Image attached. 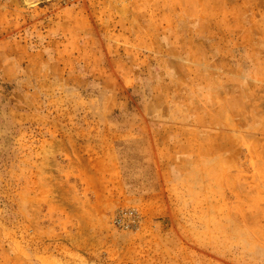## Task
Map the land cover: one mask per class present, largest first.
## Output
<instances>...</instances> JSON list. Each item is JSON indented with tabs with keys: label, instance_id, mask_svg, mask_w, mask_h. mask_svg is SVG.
Here are the masks:
<instances>
[{
	"label": "rangeland",
	"instance_id": "obj_1",
	"mask_svg": "<svg viewBox=\"0 0 264 264\" xmlns=\"http://www.w3.org/2000/svg\"><path fill=\"white\" fill-rule=\"evenodd\" d=\"M253 117L264 0H0V264H264Z\"/></svg>",
	"mask_w": 264,
	"mask_h": 264
},
{
	"label": "bare ground",
	"instance_id": "obj_2",
	"mask_svg": "<svg viewBox=\"0 0 264 264\" xmlns=\"http://www.w3.org/2000/svg\"><path fill=\"white\" fill-rule=\"evenodd\" d=\"M257 118L253 117V125H247V123H240L239 127H241L240 131L241 134L237 138L239 148L240 150H244L245 154L243 155L246 160H248L249 164L252 166H264V159H262L260 156L262 155L260 151L264 150V146H256V136H262L264 132V125H260L258 121H256ZM243 121L246 122L244 119ZM247 135V137L245 135ZM264 141V140H263ZM260 155V156H259ZM241 187H243V184H241ZM241 196L239 197V204L242 205L245 202L250 203L247 201V198L244 194V192L241 189ZM251 208L249 209L248 213L245 212V207H241V222L243 223H249V224H257L255 222H249L246 219L254 220L255 218L258 220L259 215L255 214V207L252 203H250ZM253 211V212H252ZM258 211V209H257ZM252 212V213H251ZM251 213V214H249ZM249 214V215H248ZM250 229V227H249ZM263 233H259L258 235H261Z\"/></svg>",
	"mask_w": 264,
	"mask_h": 264
},
{
	"label": "built area",
	"instance_id": "obj_3",
	"mask_svg": "<svg viewBox=\"0 0 264 264\" xmlns=\"http://www.w3.org/2000/svg\"><path fill=\"white\" fill-rule=\"evenodd\" d=\"M138 220V213L134 208L120 209L113 219V224L122 230H129Z\"/></svg>",
	"mask_w": 264,
	"mask_h": 264
}]
</instances>
